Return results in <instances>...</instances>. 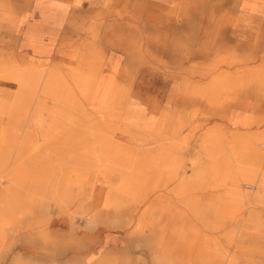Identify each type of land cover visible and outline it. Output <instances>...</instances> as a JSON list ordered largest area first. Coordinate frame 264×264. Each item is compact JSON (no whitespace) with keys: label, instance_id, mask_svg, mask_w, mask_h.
<instances>
[{"label":"bare ground","instance_id":"bare-ground-1","mask_svg":"<svg viewBox=\"0 0 264 264\" xmlns=\"http://www.w3.org/2000/svg\"><path fill=\"white\" fill-rule=\"evenodd\" d=\"M14 1L0 0V83L15 87L0 88V181L10 183L0 226L13 221V183L56 181L65 225L70 199L83 203L86 225L108 207L125 210L134 234L163 220L161 233L143 238L158 264L173 248L185 264L253 256L251 244H231L219 215L253 203L242 220L264 233V0ZM28 149L44 164L7 169L13 152ZM24 175L32 178H14ZM177 216L182 236L168 228ZM78 240H64V251L80 252ZM115 241L102 237L99 250Z\"/></svg>","mask_w":264,"mask_h":264},{"label":"rangeland","instance_id":"rangeland-1","mask_svg":"<svg viewBox=\"0 0 264 264\" xmlns=\"http://www.w3.org/2000/svg\"><path fill=\"white\" fill-rule=\"evenodd\" d=\"M14 2L18 5L24 3L22 0H16ZM83 2H85L83 4L85 5V8H87V1ZM0 86H2L0 88L4 90L13 91L15 89L14 86L10 87L3 83H0ZM190 108L191 107L188 109V115H191ZM198 116L194 118V122L198 121ZM4 121L6 122V119ZM212 122L221 124L224 122L223 117H218ZM212 122L210 125L213 124ZM205 128H197L198 130L196 129V131L201 132ZM21 135L22 134L20 133V136ZM17 152L19 153L18 159H21L19 161L18 159L16 160L15 153ZM40 155H42V152L32 154V151L29 149L24 152L21 150L15 151L7 162V169L12 168L13 170H18L16 166L20 163L19 170L23 173L30 172L33 169L35 170L41 166V164H44L39 157ZM19 177L32 178V176L28 175L15 176L14 178ZM115 181L116 177L111 178V181L107 184L105 189L107 193L110 191L109 188L115 185ZM0 183V197H3L5 192L4 188L9 187L10 183L7 181V178L1 179ZM57 184L58 182L54 181L47 183L45 186L43 184L42 187L37 184L33 186L32 182L13 183V187L9 190L10 194H7V196L11 198V205L6 211V215L13 217V221L11 224L7 223L0 226V264H15L14 261H18L17 264H74L76 261H78L76 262L77 264H92V262L99 260L102 255H109L111 259L116 260V264H158L154 260V254L145 247L144 244H146V242L143 238L145 236L147 238L154 236L155 233L159 231L158 228L165 224L163 220L161 223L159 222L158 227L153 228L151 231L145 228L144 233L134 234V225L131 227L127 224L129 216L125 214V210L123 208L108 207L100 213V223L86 225L85 220L81 217L84 214L83 203H81L79 199H70V202H66L65 212L69 214L73 224L70 225V223L65 225L62 221L65 214H62L57 205L60 201L58 197L61 193L60 191V193H56ZM58 186L60 187V185ZM242 188L243 190L253 191L252 188H248L245 184H243ZM212 192L214 193L215 191ZM216 193L212 196L214 197ZM30 194H36V196L40 195V197L37 198V202L35 200L33 204L29 203L28 195ZM40 202L42 204L41 208H37ZM250 204L251 203L245 202L239 209L238 213L234 215L228 213L219 215L224 222L222 225L223 228L221 227V229L226 232H231L233 235V241L231 244H241L242 242L245 245L251 244V248L253 247V256L248 258L245 257L246 259L244 257L242 259L238 258V261L240 262L239 264H264V259H262L264 258V254L261 252L264 251V233L254 235V229H257L254 224L245 223L242 220V218L252 210L254 204ZM259 206L260 207L257 209L259 215L257 216L260 220L262 219V221H264V204H260ZM89 211L90 213L94 212L90 209L88 212ZM206 213L205 216L209 219L207 223L212 227L213 223L211 222V219L214 216L212 209L210 208ZM258 218H256V220L259 222L260 220ZM35 219H41V223H38V226L32 228ZM184 222L186 221L182 216H177L171 226L168 227H171V234H176L177 236L184 235ZM188 223L201 227V224L195 221L194 218H192V222ZM72 227H74V229H72ZM259 227L262 229L261 231L264 232V224H261L258 228ZM201 228L205 231L203 227ZM107 231L109 233H107ZM159 233H161V231H159ZM104 236L115 237L116 241L110 243L106 249L103 248L99 250L100 239ZM75 238H78L79 240ZM69 239L81 242L83 248L80 252H74L73 249L64 251L62 243L64 240ZM221 240L224 241L223 238H221ZM216 246L222 247L224 245L216 244ZM233 247L235 246L231 247L230 254L235 253ZM130 251L132 255L129 253ZM65 255H67L66 258L64 257ZM169 255L170 258L164 259L165 264H185V260L183 261V254L179 249L173 248Z\"/></svg>","mask_w":264,"mask_h":264}]
</instances>
